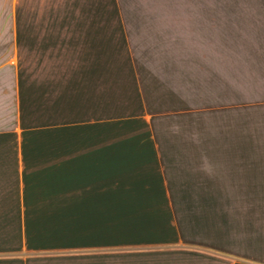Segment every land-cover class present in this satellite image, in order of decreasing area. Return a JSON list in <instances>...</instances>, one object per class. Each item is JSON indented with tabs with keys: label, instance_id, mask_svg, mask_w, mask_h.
Here are the masks:
<instances>
[{
	"label": "crops",
	"instance_id": "obj_1",
	"mask_svg": "<svg viewBox=\"0 0 264 264\" xmlns=\"http://www.w3.org/2000/svg\"><path fill=\"white\" fill-rule=\"evenodd\" d=\"M264 264V0H0V264Z\"/></svg>",
	"mask_w": 264,
	"mask_h": 264
},
{
	"label": "trees",
	"instance_id": "obj_2",
	"mask_svg": "<svg viewBox=\"0 0 264 264\" xmlns=\"http://www.w3.org/2000/svg\"><path fill=\"white\" fill-rule=\"evenodd\" d=\"M235 264H245V263H243V262H237V263H235Z\"/></svg>",
	"mask_w": 264,
	"mask_h": 264
}]
</instances>
